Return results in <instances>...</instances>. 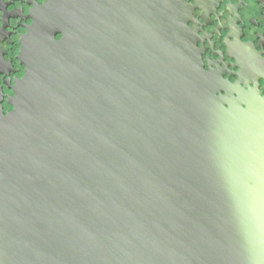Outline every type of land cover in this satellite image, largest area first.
Wrapping results in <instances>:
<instances>
[{"label":"water","instance_id":"95a60500","mask_svg":"<svg viewBox=\"0 0 264 264\" xmlns=\"http://www.w3.org/2000/svg\"><path fill=\"white\" fill-rule=\"evenodd\" d=\"M192 20L186 0L36 17L0 114V264H264V97L206 70Z\"/></svg>","mask_w":264,"mask_h":264},{"label":"flooded vegetation","instance_id":"af4514ba","mask_svg":"<svg viewBox=\"0 0 264 264\" xmlns=\"http://www.w3.org/2000/svg\"><path fill=\"white\" fill-rule=\"evenodd\" d=\"M52 0H0V114L26 75L22 50L36 17ZM207 71L264 97V0H186ZM62 38L57 36V40Z\"/></svg>","mask_w":264,"mask_h":264}]
</instances>
